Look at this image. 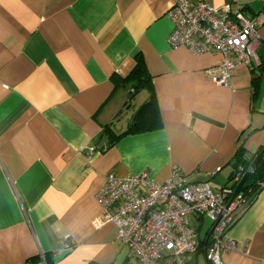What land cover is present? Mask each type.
I'll list each match as a JSON object with an SVG mask.
<instances>
[{"label":"crops","instance_id":"0c3cea01","mask_svg":"<svg viewBox=\"0 0 264 264\" xmlns=\"http://www.w3.org/2000/svg\"><path fill=\"white\" fill-rule=\"evenodd\" d=\"M175 1L0 0V264H129L114 225H93L108 173L163 182L178 172L219 190L264 147V65L255 99L252 83L263 0H205L259 24L257 64L237 65L226 85L206 73L219 53L169 45ZM137 57L160 125L124 133L151 99L141 88L130 101L133 86L117 80ZM227 237L236 247L223 264H264V183ZM186 264H210L203 246Z\"/></svg>","mask_w":264,"mask_h":264},{"label":"built area","instance_id":"2783aa9c","mask_svg":"<svg viewBox=\"0 0 264 264\" xmlns=\"http://www.w3.org/2000/svg\"><path fill=\"white\" fill-rule=\"evenodd\" d=\"M167 14L173 26L167 38L172 48L221 55L206 70L214 83L226 85L239 64H257L261 41L254 15L229 3L215 7L205 0H176ZM93 151L90 147L86 154ZM242 176L237 174L233 185L213 190L178 172L163 182L154 181L147 170L124 177L110 172L95 193L102 213L93 225H114L115 241L127 248L129 264H186L203 241L206 260L223 264L221 254L236 247L227 231L246 204L242 190L232 197ZM191 214L200 221L198 228L191 225ZM204 218L211 223L201 237Z\"/></svg>","mask_w":264,"mask_h":264},{"label":"trees","instance_id":"16d2710c","mask_svg":"<svg viewBox=\"0 0 264 264\" xmlns=\"http://www.w3.org/2000/svg\"><path fill=\"white\" fill-rule=\"evenodd\" d=\"M259 60V64L255 67V69L258 71V74H255L252 83L254 85V95L253 99L257 96V89L259 86V81L261 77V70L262 66L264 65V55L261 56ZM117 80H123L128 81L133 86V91H137L141 88L148 89L151 94L150 102L144 103L141 105L138 110L136 111L134 115V123L131 125V127L124 133H127L128 131H137V130H146V129H153L160 125L157 110L153 108V91L150 85V78L147 74L145 64L141 57H137L136 64L132 71L124 78L118 77ZM110 128L106 126L104 128V134L106 136L110 137L111 133L109 132ZM122 134H118L114 136L113 139L109 140V144H111L115 138L120 137ZM260 154L258 160L256 161L255 165L251 167V162L253 158ZM251 161H238V163L235 166L234 169V176H237V174L244 175L246 172L248 173L245 183L242 187L241 196L246 200L245 207H247L255 198L256 194L260 190L262 184L264 183V150L263 148L259 150V152L256 154ZM248 170V171H247ZM204 241L201 242V246H203Z\"/></svg>","mask_w":264,"mask_h":264},{"label":"rangeland","instance_id":"374dc122","mask_svg":"<svg viewBox=\"0 0 264 264\" xmlns=\"http://www.w3.org/2000/svg\"><path fill=\"white\" fill-rule=\"evenodd\" d=\"M125 87H126V89L130 90L129 89L130 88V83H127L125 85ZM140 92H143V90L142 91L141 90L135 91L133 93V95H131V97H129V100L131 101L133 99V97L135 95H137L138 93H140ZM189 220H190L191 225L194 226L195 228H198L200 226V221L193 214H191L189 216ZM202 222H203V226L200 228L201 237H203L204 232L209 228L210 223H211L210 220L207 219V218H204ZM199 258L201 259L202 263H205L202 253L199 254Z\"/></svg>","mask_w":264,"mask_h":264},{"label":"water","instance_id":"95a60500","mask_svg":"<svg viewBox=\"0 0 264 264\" xmlns=\"http://www.w3.org/2000/svg\"><path fill=\"white\" fill-rule=\"evenodd\" d=\"M263 150H264V147H263ZM260 154L256 155L252 162H251V167L255 165L256 161L258 160ZM248 173L246 172L242 177L241 179L239 180V182L235 185L234 187V190H233V193H232V197L236 196L241 190H242V187L245 183V179L247 177ZM207 240V238H206Z\"/></svg>","mask_w":264,"mask_h":264}]
</instances>
